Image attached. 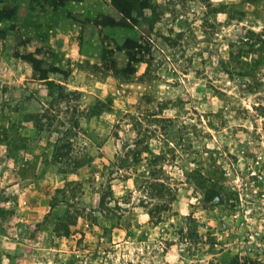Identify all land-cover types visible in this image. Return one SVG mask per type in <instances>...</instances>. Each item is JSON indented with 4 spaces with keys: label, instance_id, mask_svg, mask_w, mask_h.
Masks as SVG:
<instances>
[{
    "label": "rangeland",
    "instance_id": "obj_1",
    "mask_svg": "<svg viewBox=\"0 0 264 264\" xmlns=\"http://www.w3.org/2000/svg\"><path fill=\"white\" fill-rule=\"evenodd\" d=\"M132 1L0 2V264H264V0Z\"/></svg>",
    "mask_w": 264,
    "mask_h": 264
},
{
    "label": "trees",
    "instance_id": "obj_2",
    "mask_svg": "<svg viewBox=\"0 0 264 264\" xmlns=\"http://www.w3.org/2000/svg\"><path fill=\"white\" fill-rule=\"evenodd\" d=\"M69 1L81 2L82 0H55L56 4L54 6H63L65 2H69ZM0 2H2V0H0ZM111 3L114 10L122 17L118 21H115L111 17H107V16L101 17L102 25L109 27H114V26L128 27V28L131 26L133 27L132 25L133 23L132 24L130 23L131 20L130 14L132 11L136 10V6L134 2L132 0H111ZM4 12L5 9L4 8L1 9L0 16L2 17V19H8L7 16H3ZM133 22L136 23L137 21L133 19ZM122 49L130 52V55L128 57L133 64L139 62H145L147 64V72H148L150 64L146 61L148 60V58L144 59L145 57L144 54L145 53L149 54L150 51L149 49L147 50L140 41L128 38L122 44ZM30 61L32 62L34 69L38 70L35 67V64H37L38 61L33 58H31ZM130 71H133V69H130ZM144 151L150 155V158L145 160L147 175L142 177V182L140 186L142 187V190L147 194L148 199L150 201H155V203L151 205V208L148 209L147 212L149 217V222L152 225H159L164 221L163 219L165 212L171 210L170 208L171 204L175 201L176 198V191L168 181V176L166 175L164 169L165 165L160 164L161 162L164 163V159L159 163V161L163 157L162 154L159 155L153 153L147 145L144 147L143 152ZM141 153L142 150L138 148H133V149L129 148L127 150L126 155L129 158L132 157L134 163L137 164L136 162L139 160V156L141 155ZM76 168H79V166L77 165ZM188 219L191 220V218ZM64 234H67V231H64ZM188 234L190 235L191 232H189ZM181 239H186V237L181 236ZM208 245L210 246V248L212 247L211 245H213V243L211 242V239ZM197 252L202 253L204 251H197ZM224 255L226 256L227 254ZM226 264H254V262L249 257L241 259L238 257V255H234L233 257L229 258Z\"/></svg>",
    "mask_w": 264,
    "mask_h": 264
}]
</instances>
